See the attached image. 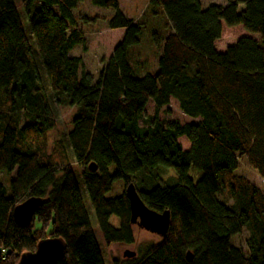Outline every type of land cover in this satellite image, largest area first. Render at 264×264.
<instances>
[{
    "label": "trees",
    "instance_id": "trees-1",
    "mask_svg": "<svg viewBox=\"0 0 264 264\" xmlns=\"http://www.w3.org/2000/svg\"><path fill=\"white\" fill-rule=\"evenodd\" d=\"M19 1L23 16L15 0H0V172L15 171L8 188L0 182V264L46 237L66 244L56 264H104L75 167L107 246L135 243L128 184L148 208L169 212L163 237L111 264H264V193L235 173L244 158L264 180V0H145L138 19L117 0H88L113 10L107 28L124 30L95 81L71 55L86 50L73 13L84 0ZM144 38L153 63L134 53ZM47 84L70 111L74 162ZM171 100L190 122L158 118ZM149 102L154 114L141 126ZM29 197L43 202L19 226L13 208ZM243 231L244 248L232 246Z\"/></svg>",
    "mask_w": 264,
    "mask_h": 264
},
{
    "label": "rangeland",
    "instance_id": "rangeland-1",
    "mask_svg": "<svg viewBox=\"0 0 264 264\" xmlns=\"http://www.w3.org/2000/svg\"><path fill=\"white\" fill-rule=\"evenodd\" d=\"M17 4L18 11L23 16L21 3L19 0H15ZM203 3H214V4H223L231 0H201ZM120 8L123 12L133 19H138L139 15L145 7V0H117ZM74 16L77 20L79 29L83 32L85 41H86V50H83L82 46L77 45L71 51V55L80 56L83 60L85 70L91 74L94 81L97 79L98 74L101 69L111 57L114 47L119 43L122 36V29H109L105 26V19L112 15L113 10L111 8H98L93 6L88 0L80 2L74 10ZM149 14H147L148 16ZM21 16V17H22ZM85 17L87 22L82 23L81 19ZM24 29L27 30V21L25 17L22 18ZM138 51L141 54L147 55L151 62H154V53L148 43L147 39H143L141 45L135 49V55L138 56ZM41 78L44 84L45 77L41 73ZM47 95L49 104L53 110L59 137L62 138L63 143L66 147V151L70 157V160L74 162L72 158L71 151L68 146L67 139L65 137V118L62 113L69 114V110H61L57 108L55 103V96L50 92L48 84L46 85ZM49 89V90H48ZM154 114V107L151 102H149L141 119L139 120V125H147L152 115ZM158 118H160L164 123L178 121L180 123L190 122V118L184 115L178 108L177 103L174 100H171L170 103L163 107L159 113ZM179 143L181 144L182 149H188L190 144L184 137L178 138ZM81 171L80 167L74 168V175L80 187L82 200L84 203L85 210L87 212L89 223L92 228L94 239L100 250L102 260L104 264H111L112 258H123V251L125 249L136 251L139 248H144L149 244L156 243L159 240V236L153 233H150L146 230H143L136 225H133L135 243L132 245H122L118 243H113L107 246L102 238L99 226L96 221L93 207L91 202L85 192L84 185L80 179L79 172ZM235 173L242 175L247 178L252 184L257 186L262 193H264V180H262L257 172L253 170L246 162L244 158L239 159L237 169ZM15 171L9 175L5 171L0 172V182H2L7 188L9 186V178L14 176ZM138 186V185H137ZM247 236L245 231L234 236L231 240V245L239 248H244V239Z\"/></svg>",
    "mask_w": 264,
    "mask_h": 264
},
{
    "label": "water",
    "instance_id": "water-1",
    "mask_svg": "<svg viewBox=\"0 0 264 264\" xmlns=\"http://www.w3.org/2000/svg\"><path fill=\"white\" fill-rule=\"evenodd\" d=\"M89 169L95 170V165L90 164ZM126 196L129 201L130 222L137 227L150 233L163 237L169 223V212H157L148 208L140 198L133 183L126 187ZM42 198L29 197L13 208V221L19 226L28 225L35 215ZM66 244L61 238L46 237L39 240L33 251L21 253L16 264H56L65 255ZM123 257L131 258L135 256V251L125 249ZM187 259L191 256L187 253Z\"/></svg>",
    "mask_w": 264,
    "mask_h": 264
},
{
    "label": "crops",
    "instance_id": "crops-1",
    "mask_svg": "<svg viewBox=\"0 0 264 264\" xmlns=\"http://www.w3.org/2000/svg\"><path fill=\"white\" fill-rule=\"evenodd\" d=\"M232 1V0H231ZM200 2H201V4H202V6L203 7H206L207 5H209V4H211V3H208V4H206V3H203L201 0H200ZM226 3V2H225ZM225 3H223V4H225ZM220 4V3H219ZM123 29H122V35H123ZM121 38H122V36H121Z\"/></svg>",
    "mask_w": 264,
    "mask_h": 264
}]
</instances>
